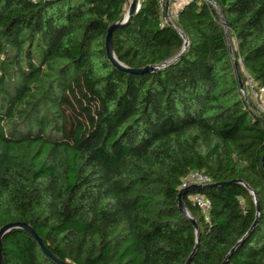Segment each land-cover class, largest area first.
I'll return each mask as SVG.
<instances>
[{
  "label": "trees",
  "instance_id": "obj_1",
  "mask_svg": "<svg viewBox=\"0 0 264 264\" xmlns=\"http://www.w3.org/2000/svg\"><path fill=\"white\" fill-rule=\"evenodd\" d=\"M126 3L0 0V226L41 239L9 230L4 264H183L196 236L176 196L191 171L209 181L183 194L200 229L189 264H221L238 241L224 264H264V114L233 64L264 88V0H187L172 23L140 0L114 55L173 58L141 72L105 52Z\"/></svg>",
  "mask_w": 264,
  "mask_h": 264
},
{
  "label": "water",
  "instance_id": "obj_2",
  "mask_svg": "<svg viewBox=\"0 0 264 264\" xmlns=\"http://www.w3.org/2000/svg\"><path fill=\"white\" fill-rule=\"evenodd\" d=\"M168 7H169V0H165V10H168ZM135 10H136V1L135 0H129L128 8L125 11L124 15L122 16V18L120 20H118L117 22H115L114 24L110 25L107 28V32H106V35H105L104 46H105V52H106V56H107L108 61L112 64V66H114L116 68L128 70V71H131V72L146 71L148 69L158 68L160 66H163V65L169 63L173 58H170V59H168L166 61H163V62L155 64V65H151V66H144V67H141V68H127L120 61H118V59L114 55L113 46H112V30H113V28L115 26L124 24L127 21H129L131 19L132 15H133V12ZM219 15H220V22L222 24H224V19H223L222 14L220 13ZM224 33H225V36L227 38L229 49L232 51V44H231V41H230V39L228 37L226 28H224ZM187 43H188V39L186 37H184L183 47L181 48L180 51L184 50V48L187 46ZM233 64H234V68L236 70V74H237L240 90L243 91V83H242L241 78H240L237 62L235 60H233ZM263 166H264V164H263ZM231 182H242V180L237 179V180H232ZM197 186H201V184H190V185H188V186H186L184 188H181L177 192V196H176V202H177L178 210L181 213H183L190 220V222H191V224H192V226H193V228L195 230V236H196L195 245H194L193 249L191 250V252L188 254V256H187V258H186V260H185V262L183 264H189L190 260L192 259L193 255L195 253V249H196V247L198 245V235H199V230H200L199 226H198V223L196 222L195 218H193L190 215L188 209L186 208V205L184 204L183 194L185 193V191L187 189H190L192 187H197ZM250 192H251V194L254 197L255 203H257V200L255 198L254 192L252 190H250ZM256 212H257V207H256ZM255 221H256V219H255ZM12 228H21V229L25 230L28 234H30L32 237H34L35 239H37L41 243V239L36 235V233L34 232L32 227L29 224H27L26 222H24V221H11V222L4 223L3 225L0 226V264H4V261H3V258H2V253H1L2 237L4 236V234H6ZM240 242L241 241L236 242V244L230 248L229 252L226 254V256L224 257V260L221 262V264H224L228 260L231 252L237 247V245L240 244ZM45 251H47V250L45 249ZM49 255L53 259L58 261V259L53 254L49 253ZM63 264H69V263H63Z\"/></svg>",
  "mask_w": 264,
  "mask_h": 264
},
{
  "label": "built area",
  "instance_id": "obj_3",
  "mask_svg": "<svg viewBox=\"0 0 264 264\" xmlns=\"http://www.w3.org/2000/svg\"><path fill=\"white\" fill-rule=\"evenodd\" d=\"M136 1V9L139 6L140 0ZM187 0H169V4H176L180 6ZM158 5L161 12L162 22H171L173 18L176 16L177 8L172 9L168 7V10H165V0H158ZM261 94L260 99L257 102L258 109L264 114V88H260L259 92ZM209 181V178L206 174H203L198 171H191L186 176L181 179L180 189L184 188L190 184H204ZM191 199L194 203L201 209V211L205 214V218H207V212L210 208V201L201 193H195L191 195Z\"/></svg>",
  "mask_w": 264,
  "mask_h": 264
},
{
  "label": "rangeland",
  "instance_id": "obj_4",
  "mask_svg": "<svg viewBox=\"0 0 264 264\" xmlns=\"http://www.w3.org/2000/svg\"><path fill=\"white\" fill-rule=\"evenodd\" d=\"M128 3H129V0H127V3L125 5V11L127 10L128 8ZM234 43V41H233ZM232 44V43H231ZM239 70L242 71V73L245 75V77L247 78L246 82H245V86H246V93L249 95V97L253 100V102L257 105V102L258 100L260 99L261 97V94L257 93L256 90H253L251 88V81L250 79L248 78V75L246 74V72L244 71V69L242 68L241 65H239ZM244 92V91H242Z\"/></svg>",
  "mask_w": 264,
  "mask_h": 264
},
{
  "label": "crops",
  "instance_id": "obj_5",
  "mask_svg": "<svg viewBox=\"0 0 264 264\" xmlns=\"http://www.w3.org/2000/svg\"><path fill=\"white\" fill-rule=\"evenodd\" d=\"M169 8H172V9H178L179 8V6H177L176 4H169Z\"/></svg>",
  "mask_w": 264,
  "mask_h": 264
}]
</instances>
